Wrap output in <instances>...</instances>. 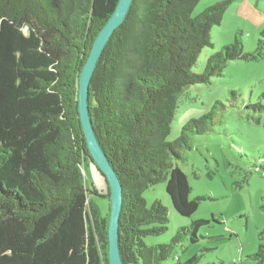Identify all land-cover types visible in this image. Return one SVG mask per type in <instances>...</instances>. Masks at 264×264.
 Returning a JSON list of instances; mask_svg holds the SVG:
<instances>
[{"label": "trees", "instance_id": "16d2710c", "mask_svg": "<svg viewBox=\"0 0 264 264\" xmlns=\"http://www.w3.org/2000/svg\"><path fill=\"white\" fill-rule=\"evenodd\" d=\"M199 1L133 0L91 78L93 128L123 184L124 264H164L182 236L196 243L209 223L196 219L168 243L145 242L167 230V207L158 200L148 207L143 196L161 180L181 216L197 211L201 199L189 198L177 163L192 136L208 133L225 107L215 102L171 142L180 94L221 76L228 62L255 56L237 38L194 72L230 4L216 2L193 15ZM118 2L0 0V264H109V218L86 182L92 157L78 97L81 71ZM255 256L264 258V245Z\"/></svg>", "mask_w": 264, "mask_h": 264}, {"label": "rangeland", "instance_id": "374dc122", "mask_svg": "<svg viewBox=\"0 0 264 264\" xmlns=\"http://www.w3.org/2000/svg\"><path fill=\"white\" fill-rule=\"evenodd\" d=\"M221 1L230 4L222 24L211 30L214 46L202 49L192 70L203 72L207 58L237 38L255 56L228 62L221 76L188 87L177 100L171 142L187 121L209 112L215 102L225 107L218 109L208 133L192 136V148L183 151V160L177 163L191 186L189 198L201 199L197 211L184 217L174 209L167 179L143 192L148 207L160 201L169 218L164 233L145 239L148 245L170 242L196 219L209 221L199 228L198 242L192 243L189 233L182 236L164 264H185L194 256V264H264V258L255 256L264 245V0H200L193 15ZM85 176L100 214L110 218L105 177L91 162Z\"/></svg>", "mask_w": 264, "mask_h": 264}, {"label": "water", "instance_id": "95a60500", "mask_svg": "<svg viewBox=\"0 0 264 264\" xmlns=\"http://www.w3.org/2000/svg\"><path fill=\"white\" fill-rule=\"evenodd\" d=\"M133 0H119L117 7L97 35L89 57L79 78V110L82 126L89 147L92 163L97 165L110 187L111 209L109 218V264H124L120 252L119 224L123 204V184L96 136L89 109V89L98 59L105 45L125 20Z\"/></svg>", "mask_w": 264, "mask_h": 264}]
</instances>
